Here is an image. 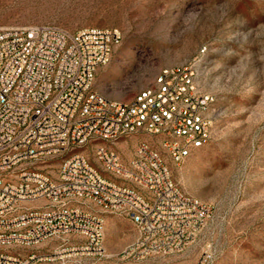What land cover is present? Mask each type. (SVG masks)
I'll return each mask as SVG.
<instances>
[{
	"label": "built area",
	"instance_id": "obj_1",
	"mask_svg": "<svg viewBox=\"0 0 264 264\" xmlns=\"http://www.w3.org/2000/svg\"><path fill=\"white\" fill-rule=\"evenodd\" d=\"M121 39L118 29L100 27L75 33L48 25L0 28V264L104 256L105 220L92 205L138 228L123 257L137 250L141 259L179 253L204 231L211 208L179 189L162 155L147 143L138 145L128 165L98 144L101 171L83 154H66L89 141L147 133L181 163L211 140L214 99L196 83V58L165 68L129 101L93 88L97 70ZM58 156L57 177L37 166ZM73 236L81 243L68 242ZM58 238L62 244L49 254L9 248Z\"/></svg>",
	"mask_w": 264,
	"mask_h": 264
},
{
	"label": "rangeland",
	"instance_id": "obj_2",
	"mask_svg": "<svg viewBox=\"0 0 264 264\" xmlns=\"http://www.w3.org/2000/svg\"><path fill=\"white\" fill-rule=\"evenodd\" d=\"M38 25L68 33L85 27L121 32L93 85L108 98L132 100L165 68L196 58V83L214 99L211 140L181 163L147 133L114 143L89 141L66 153L85 155L101 171L98 144L118 152L128 165L138 145L147 143L162 155L179 189L211 208L197 240L165 257L141 259L139 250L123 257L138 228L129 218L92 205L105 220V254L74 256L67 264H264V0H0V28ZM62 160L58 156L37 166L57 177ZM81 241L79 236L68 240ZM61 244L58 238L9 248L49 254Z\"/></svg>",
	"mask_w": 264,
	"mask_h": 264
}]
</instances>
